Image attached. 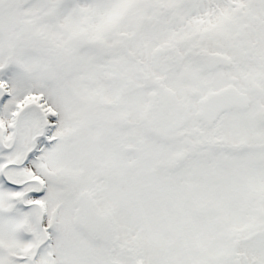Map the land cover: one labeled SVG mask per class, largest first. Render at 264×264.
<instances>
[{
    "label": "rangeland",
    "instance_id": "374dc122",
    "mask_svg": "<svg viewBox=\"0 0 264 264\" xmlns=\"http://www.w3.org/2000/svg\"><path fill=\"white\" fill-rule=\"evenodd\" d=\"M144 1L80 0L78 4L76 0H0V85L6 83L7 95H9L1 101L0 125L6 131L3 137L5 146H13L8 152H0L2 159L0 170L2 168L3 172L7 167L4 165L9 161L23 163L25 151L30 149L31 141L35 137L33 128L37 129L43 125V129H46V142L49 145L37 140L36 158L39 161L30 160V163L24 167H10L5 173L9 185L14 184L11 182V177L18 179L19 182L37 177L41 182L43 181L44 190L36 197L26 198L23 194L19 199V193L8 187L9 185L0 186V246L5 248L4 251L2 249L5 256L17 260L31 258L28 250L43 236L51 244L43 249L38 258L35 253L31 264H110L100 245L87 239L84 233L74 226L77 210L75 195L87 187L85 198L88 204L91 203V207H93L92 202L99 197L94 203L93 210L86 205L87 208L80 211L83 221L86 222L83 224L92 231L93 236L104 228L100 223L102 218L98 217L112 210L108 212V218L114 223L118 222L119 228V232L113 235L112 240H119L120 233L122 240L131 243L134 247L133 254L139 257L142 253L146 261H151L150 264H189V260H192V264H229L225 259L215 263L208 262L202 253L195 255L191 250L193 244L186 236L187 230L192 229V224L183 210L184 205L185 208L191 205L184 201L186 198L178 202L180 200L174 196L175 190L171 186L162 187V191L147 187V179L143 183L144 178L137 181L133 176L135 172L144 176L145 170L142 167L133 173L126 169L127 166L122 168L117 165L119 168H116V164L125 163L117 162L114 154L110 155L103 150L102 144L106 141L105 126L98 119L116 118L118 113L112 106L103 109L94 101H101L104 98L107 100L104 104H112L118 100L122 88L118 76L130 71L128 65L131 59L126 53H122L121 57L117 58L122 65L109 66L117 72L115 84L107 80L104 74L107 68L94 65V62L101 61V52L104 49L110 53L124 42L123 47L134 56L131 58L141 59L143 65L174 66L176 63L189 65L182 54L189 53L188 50L193 43L191 40H198L194 43L200 44L204 49L207 47L209 50L206 51L207 54L215 50L212 44L216 41L226 52L225 54L241 64L243 58L240 57L239 50L242 44H247L248 41L242 38L248 36L243 29L238 28L245 27L243 25L245 21L250 22L252 27L256 26V36L253 37L252 33L249 36L258 39L260 48L264 52V17L259 18V12L264 13V0H252L253 5H249L250 0H162L168 3L169 16L159 13L160 7L155 5L158 0ZM45 6H50L49 11L40 17L39 14ZM9 7H14L12 12L9 11L11 9ZM144 9H147V13L144 11V14H138L139 10ZM7 12L10 16H5ZM35 15L40 19L30 18ZM163 19H167L165 24L163 21L160 22ZM43 20L47 21L48 27L44 26ZM206 21H210L213 25L209 27ZM251 21H255L256 24H252ZM31 24L41 27V34L45 35L47 42L52 40L57 47L67 48L68 51L63 52L58 49L56 52L55 46L50 42L46 51L51 52L54 48V56L44 51L46 55L41 58L40 51L39 54L34 52L35 46L34 48L30 46L28 49L24 46V42L34 30H31ZM163 30L171 36L170 43L173 49L169 46L161 47V44L153 39L152 35L155 32L161 35ZM237 35H241V39H238ZM116 37H122V41L115 40ZM243 40L245 43L240 44ZM144 42L156 50V55H153L155 59L151 62L149 57L146 59L144 56ZM174 49L181 51V54L176 53ZM170 53L175 58L170 56ZM193 53L196 55L195 50ZM117 54L118 52L114 51L108 61L113 62ZM158 54L160 57L157 56ZM53 58H55V67L60 65L61 75L58 79L56 71L55 77L45 72L44 75L48 77L41 79V76L35 74L33 77L37 79L32 80V84L24 83V73L41 69L42 65H51ZM6 63L10 65H5ZM168 68L166 71L169 70ZM172 69L169 72L170 84L167 88L178 99L188 98L186 91L191 90L195 91L196 101L204 96L206 91L224 88L228 85V81L237 77V71L232 68L227 72L214 70L213 73L208 74L209 79L201 77L198 71L185 76L181 71L174 72ZM82 71H85L83 80L87 83H83L78 77ZM159 75L163 76L160 73ZM30 96L35 98L31 99ZM37 99L40 102L36 101ZM121 99L131 114L142 109L146 101L141 92L128 95L127 98L121 96ZM261 103L264 104V101ZM171 106L173 108L171 111L176 113L175 101H172ZM21 108L26 111L22 115L15 137V134L8 130L6 123L9 116L13 112L17 113ZM257 108L243 115L230 112L222 117V135L227 144L238 147L239 137L247 138L252 143L251 139H254V135L264 133L256 116L254 117ZM31 110L37 113L33 114ZM194 110L196 111L197 108ZM164 112L163 110L154 113L152 118ZM99 113H103V117ZM196 124L195 119L189 125L192 127ZM166 126L165 123L162 125V132H165ZM109 134L112 137L115 135L110 132ZM204 136L218 143V138L213 132ZM140 138L138 136V140L130 142L129 145L138 144ZM181 145L177 144L179 150H182ZM25 148L27 149L24 151ZM173 150L169 146L158 145L151 154L147 152L146 161L149 160L151 163L153 159L168 158ZM247 150L243 148L240 153L243 159L247 158L245 152ZM138 153L141 154V151ZM138 160H141L140 155ZM207 168L206 164L200 170L206 171ZM122 174H124L123 179L119 176ZM148 175L146 177H150ZM135 176L139 175L135 174ZM246 178L255 185L264 182V173L249 168ZM152 187L161 189L160 186ZM210 196L213 197L212 194ZM229 197L221 193L220 196L216 194L214 198L207 199L206 205L215 212L223 207L229 209L232 213L228 219L229 223L241 226L245 223L243 215L240 211L234 212L241 206V200L231 195ZM225 198L230 201L226 205L223 204ZM235 201L238 203H234ZM18 204L29 210H25L23 214ZM30 205L41 207L43 221L39 210L34 211ZM192 218L193 223L204 232L205 223L194 213ZM188 224V229L185 230ZM213 233L209 232L212 238H214ZM191 236L194 238L192 240L196 241L193 232ZM141 243H143V251L140 249ZM184 245H187L189 250L181 252ZM205 248L208 254L214 257L222 253L219 243L217 244L215 240L214 243L206 244ZM238 253L242 254V258L239 259L241 264H264V234L247 238L240 245ZM16 263L20 264V262Z\"/></svg>",
    "mask_w": 264,
    "mask_h": 264
},
{
    "label": "trees",
    "instance_id": "16d2710c",
    "mask_svg": "<svg viewBox=\"0 0 264 264\" xmlns=\"http://www.w3.org/2000/svg\"><path fill=\"white\" fill-rule=\"evenodd\" d=\"M251 2L252 0H250L249 5H253ZM251 8L253 9L252 6ZM254 15L257 16L255 13ZM259 15V18L264 17V13L260 14L259 12ZM245 22L246 23L243 24L245 27H241L240 29H243L248 36H244L242 39H247L248 41L247 44H242L245 43V40L240 42L242 47L241 50H239V55L241 58H243V63L247 65H244L243 63L239 64V62L233 60L232 69L237 71V77H233V79L228 81V84L234 85L240 91H244L252 96L253 108L255 109L258 106L257 114L255 113L254 117L256 116V119L259 121V125H261L264 129V104L261 103L264 101V52L260 48L258 39H252V37L249 36L250 33L253 34V37L256 36V26L253 25L252 27L250 22ZM251 23L254 24L255 21H251ZM258 24L259 22H257V25ZM250 28L252 30H250ZM239 39H241V37H239ZM253 40H255V42ZM222 53L225 54V52ZM207 79L209 78L207 77ZM42 127L43 125L37 129L36 134H41ZM222 131V122L220 119L215 124L213 130H209V132H213V135L217 136V145L213 146L214 140H207L204 138H197L196 140H191L188 143H181L182 146H184L182 151L186 150L190 153H188L187 157L184 158L200 159V157H202L209 161L210 165H208V170L201 171L200 169L203 167L204 163H202L203 165L201 163L197 164L196 160L193 165L187 164L188 171L186 178H180L181 174H179V178L175 180L173 178V174L179 172L178 166H176L178 164L173 162L169 164L167 163L161 166L160 174L156 173L150 175V178H147L148 184L146 186L155 191H161V189H155L152 186H160L161 188L171 186L173 190H175L174 196L180 200L178 202H181L182 198H186L184 201L187 204L190 203L191 206H186L187 209L185 208V205L183 206V203L182 206L183 210L187 214L189 222L191 219L192 229L187 230L189 226L188 224L185 230H187V239L191 244H193V246H191V244L190 246L195 255L202 253L208 262L210 261L215 263L225 259L229 262V264H233L235 260L242 258V254L238 253V250L240 245L247 238L255 236L256 234H264V182L254 185L248 178H246L247 170L249 168L253 170L258 169L260 172L264 173V133L260 132L258 136L254 135V139H251V141H253L252 143H250L247 138L239 137L240 144L237 147L232 144H227L224 141ZM140 137L141 138L136 150L143 152L142 155L145 158L143 160L148 158L147 152H150L151 154L158 145H166L173 149L170 143L157 141L151 138L149 132H141ZM212 138L213 137H211V139ZM44 139L45 136L42 140ZM207 141L210 142V144H208ZM243 148H245V150L248 148V150L245 151L247 152V158L244 159L240 155ZM0 152H3L1 146ZM1 161L2 159H0V162ZM4 166H7L6 173L9 167H13L9 166V162ZM1 173L2 168L0 170V186H8L4 184ZM11 179V182L14 184L9 185L8 187L19 193V199L21 195H23L29 189L36 187L33 184H28L22 188L20 185L28 180L19 182V180L16 178L11 177ZM87 189L88 188L85 187L83 190L79 191L78 195H75L77 200V210L74 221L84 230H86V225L83 224L85 221H83V216L80 215V211L85 210L87 207H89L90 210H93L95 201L99 199V197L96 198L92 202L93 207H91V203L88 204L86 202L87 199L85 198ZM220 193L223 196L226 195L229 197L231 195L241 200V206H239L237 210L234 211H240L241 215H243L245 223H243L241 226L231 225L229 223L228 219L232 214L230 213L229 209L226 210L223 207L215 212L206 205L208 198H214L216 194L220 196ZM210 194H212L213 197L210 196ZM183 195L185 196L182 197ZM25 197L29 198L32 197V195L28 194ZM227 202L230 201L228 198H225L223 204L226 205ZM234 203H238V201H235ZM18 208L23 214L25 210H28V208L22 207L20 204H18ZM15 209L17 210L16 207ZM33 209L35 211V208ZM108 212H112V210H108L107 212H104L102 216L98 217L100 219L102 218L100 223L103 224L104 228L101 230V232L97 234L94 233L92 241L99 243L109 263L150 264L151 261H146L142 253L139 257H136L133 254L132 250L134 247L131 245V243L123 241L120 233L119 240H112L113 235L119 232V228L118 222L114 223L110 220V218H108ZM193 213L198 215V219H201V221L205 223L204 232L200 230L197 224L193 223ZM211 231L214 232V238H212V236L209 234ZM192 232L197 238L196 241L192 240L194 239L191 236ZM214 240L217 242V244L219 243V248L222 250L221 255L218 257L208 254L205 248L206 244L214 243ZM50 244V241L48 240L45 242V238L42 236L41 239L34 242V248L31 246V249L28 250V255L31 258L25 260H17L14 259V257L10 258L5 256V253L3 252L5 248L0 246V257L3 258V260L0 258L1 264L2 262L3 264H17L16 262H20V264H31L33 255L36 252L40 254L43 249L49 247ZM142 245L143 243H141V251H143ZM181 249V252H183V250H189L187 245H184ZM188 263L192 264V260H189Z\"/></svg>",
    "mask_w": 264,
    "mask_h": 264
},
{
    "label": "flooded vegetation",
    "instance_id": "af4514ba",
    "mask_svg": "<svg viewBox=\"0 0 264 264\" xmlns=\"http://www.w3.org/2000/svg\"><path fill=\"white\" fill-rule=\"evenodd\" d=\"M43 16L44 15H42V17ZM38 19H40V17ZM53 21L55 22V18L53 19ZM164 23H166V20ZM43 24L45 27L49 26L47 21L45 20H43ZM31 25H30L31 30L33 29L34 30L32 31L29 37L27 36V41L24 42V46L28 47V49L30 46L32 48H34L35 46L34 52L39 54V51H40L41 58H42L44 55H46L44 51H46L48 44L50 42H51V45L55 46V44H53L52 40L50 42H47V40L45 39V35L41 34L42 30L39 25H34V24H31ZM21 29H22V26H21ZM27 32L25 33L26 35H27ZM43 36L44 38H42ZM152 36L154 40H156L159 44H161V47L169 46L170 48L173 49V46H171V43H170L171 36L166 34L165 30L161 32V35L156 34L155 32V34ZM117 39L118 41L120 40L122 41V37H119V38L116 37L115 40ZM167 43L168 45H166ZM123 46H124V42L120 46H118L116 50H111L110 53L106 52L104 49L103 52H101L102 54L101 61L97 63L94 62V65H102L103 67L107 68V70L104 71V74L106 75L107 80H109L112 84H115L114 82H115V77L117 75V72L115 69L112 70L110 68L113 66L117 67V65H122V63L117 61V58L121 57L120 55H122V53L123 54L130 53L129 50L124 48ZM66 50L68 51L67 48ZM146 50L148 51V55L145 56V58L147 59V57H149L150 62H151L152 60L155 59L153 55H151V51L154 50V48L148 46L146 47ZM174 50L176 51V53L181 54V51L177 49H174ZM114 51L118 52V54L115 56L113 62H109L108 58ZM46 52L54 56L55 49L53 48L51 49V52L49 50H47ZM182 55L185 57L189 65H182V63H179L181 65H177L176 63V65L174 66L164 65V64L143 65V62L141 61V59L137 58L136 60H134L133 58H131L134 56L129 57V59H131L130 64L128 65L130 71L128 73L121 74V76H118L120 77L119 84L122 85L118 100L112 104L106 103V107L110 108L112 106V108H114L116 112L118 113V116H116V118L109 117V118L102 119V122L105 126V140H106L102 144L103 150L108 152L110 155L114 154L116 156L117 162L119 163L125 162L127 166H131L133 164L134 166H132L130 170L131 172L136 171L142 166L144 167V170H147V172H149V173H146V174H149L148 176L156 174V173L160 174L162 165L173 162L175 164H178L176 166H178V169H179V172L175 173L173 177L179 178L178 177L179 174H181V176L186 174L187 164L193 165L196 162V160H197V164L203 162L201 159L184 160V157L182 156H178L179 158L176 159L174 157L172 158L171 157L172 154H170L168 158L153 159L151 163H149V160L144 162L142 161V158L141 160H138L140 154H137L136 156H132L134 151L127 153V154H130L128 156L124 154L125 153L124 150L126 147L135 148V144H133L132 146V145H129V143L134 140H138V136H140L141 130H147L151 138L157 141H163V142L170 143L173 148H179L177 144L181 145L182 142L188 143L190 142L192 138H196V137L203 138L205 130H203L204 126L200 125L201 123L197 119V112L199 108V102L201 99L205 97L206 93L204 96L199 97L195 101V98H194L195 91L190 90V91H186L188 98L178 99L167 88L168 85L170 84L169 78H170L171 73L169 72L171 71L172 68L174 72L176 70H179L185 76L189 74H193V71H198L201 77H203V74H204L203 60L198 58L197 60L192 61L186 56V54H182ZM9 56L12 57L10 54ZM170 56L174 57V55H172L171 53H170ZM180 59H182V57H180ZM145 62L147 61L145 60ZM5 65H10V63L9 64L6 63ZM110 65L111 67L109 68ZM166 68H168L169 70L166 71ZM55 71L58 74V77H57L58 79L61 75L60 65H58L56 68L55 58H53L51 59V65H42L41 69L38 68V69H34V72L28 71L24 73L23 80L25 84H32V80L37 79L36 77H33L35 74L38 77L41 76L40 78L43 79L45 76L44 75L45 72H49L50 75H52V77H55ZM81 73H83V75H81ZM84 73L85 71L80 72L78 74V77L79 79H82L81 81H83V83H87V82H84L83 80ZM159 73L163 76H160ZM95 88L98 89L97 87ZM139 92L144 94V98L146 99V101L142 109H138L136 113L132 112L131 114V112L127 110L125 105L123 104L121 96L124 98H127L128 95H131L133 93L139 94ZM101 101L107 102V100L104 98H102ZM172 101H175L176 103V106L174 107L176 113L171 111L173 110L171 106ZM194 108H197V110L195 111ZM163 110L165 111L164 114L160 116L157 114L152 118L154 113H159ZM99 114L102 115L103 117V113H99ZM20 116L21 115L19 113H17L16 116L11 115L8 119V122L6 123L9 130H12L13 124L16 125L13 127V129L15 130V137H16V133L18 130L17 126L20 122V118H19ZM188 118L189 120H186ZM195 119H196L197 124L195 126L190 127L189 125L190 122H192V120L194 121ZM164 123L167 124V126H166L165 132H162V129H163L162 125ZM0 127L2 126L0 125ZM109 132L115 133V135L112 137L110 136ZM35 137H36V140L40 138L39 135H36ZM124 141H126V143ZM27 151L30 152L31 149ZM128 159L130 160L128 161ZM127 162H129V164ZM146 163H149V164L147 165ZM206 164L208 165L209 163H206ZM117 165H120L123 167V164H116L115 165L116 168H119ZM135 174L139 176H135ZM146 174L144 173L143 175H146ZM133 176L137 181L142 178V175L136 172L133 173ZM186 176L187 175H185V177Z\"/></svg>",
    "mask_w": 264,
    "mask_h": 264
},
{
    "label": "water",
    "instance_id": "95a60500",
    "mask_svg": "<svg viewBox=\"0 0 264 264\" xmlns=\"http://www.w3.org/2000/svg\"><path fill=\"white\" fill-rule=\"evenodd\" d=\"M231 60L222 55H214L208 59L206 68L211 72L215 68L228 70L231 68ZM251 100L248 95L240 93L233 86H229L219 92L211 93L199 103L197 118L206 128H212L213 124L225 112L236 111L245 113L249 111ZM129 149L128 151H130ZM235 264H241L237 261Z\"/></svg>",
    "mask_w": 264,
    "mask_h": 264
}]
</instances>
